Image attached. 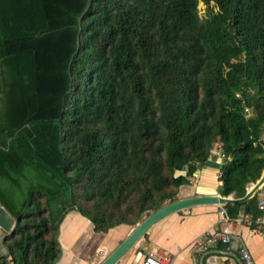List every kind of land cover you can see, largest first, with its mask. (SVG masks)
Listing matches in <instances>:
<instances>
[{"label": "trees", "instance_id": "obj_1", "mask_svg": "<svg viewBox=\"0 0 264 264\" xmlns=\"http://www.w3.org/2000/svg\"><path fill=\"white\" fill-rule=\"evenodd\" d=\"M87 2L0 0V204L15 218L0 264H56L72 210L96 231L137 225L216 141L223 196L264 171V0H92L79 28ZM259 199L228 216L257 217Z\"/></svg>", "mask_w": 264, "mask_h": 264}, {"label": "crops", "instance_id": "obj_2", "mask_svg": "<svg viewBox=\"0 0 264 264\" xmlns=\"http://www.w3.org/2000/svg\"><path fill=\"white\" fill-rule=\"evenodd\" d=\"M221 165L220 155L210 153L208 160L199 165L196 173L190 177L189 183L179 187L178 199L206 194L223 196L219 180ZM178 173L185 174L186 170ZM256 182H251L248 189ZM256 192L260 198L264 197V185ZM231 195L236 198L234 194ZM225 205H194L168 214L155 223L115 264H142L146 255L152 251L169 254L173 258L172 264H201L203 255L210 251H219L225 264H242L237 243L201 242L208 230L224 228L231 230L234 236L243 241L254 264H264V235L252 225L240 222L237 218L225 220L220 213L221 206L225 208ZM240 215L253 218L245 212ZM135 227L136 225L120 224L107 232L96 231L89 218L77 210H72L60 224L58 239L61 255L56 264L99 263L100 259L111 254ZM101 250L103 255H100Z\"/></svg>", "mask_w": 264, "mask_h": 264}, {"label": "water", "instance_id": "obj_3", "mask_svg": "<svg viewBox=\"0 0 264 264\" xmlns=\"http://www.w3.org/2000/svg\"><path fill=\"white\" fill-rule=\"evenodd\" d=\"M92 0H88L86 9L84 13L80 16L78 26L81 27L82 19L84 14L89 10ZM264 185V171L261 178L248 189L246 195L242 198H234L232 195L221 196L219 194H206L197 195L189 198L177 199L176 201L166 203L158 210L151 212L147 217H145L136 227L132 230L129 236L122 241L119 246L106 258L102 259L99 264H115L118 260L126 254L132 246L135 245L148 231L149 229L157 223L160 219L164 218L168 214L181 210L186 207L201 205V204H216L224 205L228 203H234L236 201H245L249 199L253 194L256 193ZM15 227V218L10 214V212L0 204V258L7 256L9 254L8 247L5 245L4 241L8 234H10ZM217 245V244H216ZM201 264H225L224 258L221 257L219 251H210L205 253L202 257ZM242 264H244L242 262Z\"/></svg>", "mask_w": 264, "mask_h": 264}, {"label": "built area", "instance_id": "obj_4", "mask_svg": "<svg viewBox=\"0 0 264 264\" xmlns=\"http://www.w3.org/2000/svg\"><path fill=\"white\" fill-rule=\"evenodd\" d=\"M239 95V94H238ZM245 113L247 116H250L252 114L251 108L246 107ZM211 154H219L222 159V164L226 159H229L222 149V144L220 141H216L213 145V148L211 150ZM222 175V171L220 169V176ZM259 206L262 210V214L258 215L257 217L248 218L243 217L239 215L237 217V220L240 222H243L247 225H252L255 230L262 233L264 235V197H261L259 199ZM220 213L224 216L225 220H229L230 217L227 214V210L221 206ZM206 241L210 243H225L230 244L232 242L237 243L238 250L241 259L243 260L244 264H254V260L247 248V246L243 243V241L240 240V238L233 235V232L231 230H228L226 228L222 230H208L205 232V236L201 238V242ZM100 255H103V251H100ZM102 259H100L99 262H101ZM173 258L167 254V253H159V252H150L146 255L145 259L143 260L142 264H172ZM95 264V263H92ZM99 264V263H96Z\"/></svg>", "mask_w": 264, "mask_h": 264}, {"label": "rangeland", "instance_id": "obj_5", "mask_svg": "<svg viewBox=\"0 0 264 264\" xmlns=\"http://www.w3.org/2000/svg\"><path fill=\"white\" fill-rule=\"evenodd\" d=\"M204 9H205V7H204L202 4H200V6H199V10H200V13H201V14L204 13ZM145 217H147V216H145ZM145 217H144V218H145ZM144 218H143V219H144ZM143 219H142V220H143ZM140 222H141V221H140ZM140 222H139V223H140Z\"/></svg>", "mask_w": 264, "mask_h": 264}]
</instances>
